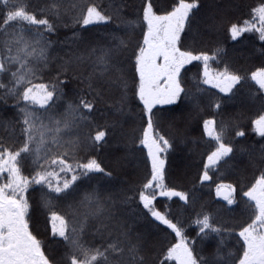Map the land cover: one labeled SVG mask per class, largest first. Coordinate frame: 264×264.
<instances>
[{
    "label": "snow or ice",
    "instance_id": "6c2138e0",
    "mask_svg": "<svg viewBox=\"0 0 264 264\" xmlns=\"http://www.w3.org/2000/svg\"><path fill=\"white\" fill-rule=\"evenodd\" d=\"M224 2L198 18L202 0H140L136 21L121 19L119 4H74L79 13L73 20L81 30L113 19L128 27L140 23L142 39L132 45L129 80L121 61L127 50L123 40L90 41L74 31L58 48L49 39L63 19L59 0L39 6L0 0V264H157L160 254L174 264H264V146L238 147L234 139L245 132L228 135L240 127L238 117L218 119L226 101L250 78L261 93L260 111L251 125L264 137V67L251 71L250 77L227 65L212 70L210 61L226 55L224 49L217 48L211 56L197 49L218 27ZM248 15L242 23L227 25V33L235 41L255 31L264 41V0ZM194 61L202 63V70L189 82L182 70ZM204 85L223 94L209 103L211 112L201 108ZM180 104L185 110L178 114L162 107ZM193 116L202 121L201 140L195 143L204 145L198 180L215 185L216 197L226 202L222 209L196 207L195 185L181 191L165 182V154ZM137 120L138 125L125 128ZM162 120L168 121L171 138L161 134ZM117 137L130 151L137 142L141 151L147 150L146 182L128 189L132 196H102L94 189L82 193L81 178H113L114 169L106 170L93 153ZM241 155L248 159L238 161ZM122 162V157H114L117 166ZM238 162L251 172L246 182L213 179ZM30 189L38 199H32ZM158 198H176L175 210L158 208ZM59 204L62 211L54 210ZM241 204L243 218L238 222L217 218L220 211L231 213ZM38 208L51 224L48 239L62 247L59 254L30 224ZM191 231L194 236L188 235ZM224 234L236 237L235 252L225 251L218 239Z\"/></svg>",
    "mask_w": 264,
    "mask_h": 264
},
{
    "label": "trees",
    "instance_id": "16d2710c",
    "mask_svg": "<svg viewBox=\"0 0 264 264\" xmlns=\"http://www.w3.org/2000/svg\"><path fill=\"white\" fill-rule=\"evenodd\" d=\"M28 3L33 6L43 5L45 3L51 4L53 0H27ZM85 2V0H59L60 11L63 13V19L60 24L57 25L56 31L49 36V39L56 42L59 48L60 42L70 40L73 37V32H76L77 37H84L86 40H108L110 43H116L119 40H123L127 45V50L124 51L121 61L123 70L128 74L130 80L132 74V64L129 59L132 54V45L136 44L138 40L142 39L141 25L139 22L134 23L131 27L121 24L118 19H113L108 24H97L86 26L81 30L74 23L73 17L79 13V8H73V5H79ZM89 3H94L100 7L120 5V16L123 20L136 21L135 12L139 7L140 0H87ZM204 7L201 8L198 13V18L202 15H207L209 10L216 4H220L221 0H202ZM261 0H225L224 7L220 9V15L222 19L218 23V27L210 32L204 39L203 43L197 45L198 50H204L211 56L217 48H222L226 52V55L219 56L210 61V68L212 70H223L227 65L230 70L237 71L241 75L246 73L250 77L251 71H254L258 67H264V41L260 40L259 33L245 32L235 41L231 39L230 35L226 31V26L230 23H242L246 19H250L248 13L252 7H255ZM126 5V6H125ZM37 18H42L39 14ZM117 25H120L117 28ZM115 38V39H113ZM131 41V45L128 41ZM187 71L182 70L184 79L191 82L194 78L199 77L202 70L201 62H192L190 65H186ZM52 75H55L53 72ZM42 82V81H35ZM79 86V85H77ZM204 92L202 96L201 108L206 112H211L212 109L208 107L211 101L219 99L223 94H218V90L212 88L210 85H204ZM259 86L247 79L241 86L237 95L232 99L226 101L224 109H222L223 115L218 119H227L228 115H232L235 119L238 117V123L240 127L229 131V138L235 137V131L243 130L245 135L243 137H235L234 143L238 147L250 146L259 149L264 146V137H261L251 125V120L255 119L260 111V100L257 97L261 94L258 91ZM2 103V102H0ZM138 104V101L135 102ZM8 104H12L9 100ZM132 107V105H130ZM167 112L178 114L180 111L185 110V105L180 104L179 107L173 108L172 106H162ZM134 112H139L138 107H134ZM4 113H0L2 115ZM10 114V113H9ZM158 115H160L158 113ZM206 118V117H205ZM101 123L102 121H98ZM138 125V120L135 124L130 121L125 125V128H131ZM161 134H164L166 138H171L173 133L170 131L167 120H162L160 125ZM202 136V121L198 123V118L193 116L189 120L182 131V135L179 140L176 141L174 147L165 154L166 158V183L169 186H176L177 190L191 191L195 185V197L196 207L205 205L206 211H212L214 209H222L226 204L220 197L215 195V185L204 184L201 185L198 180V173L202 169L201 153L204 151L203 142L200 144L195 143L201 140ZM119 141V142H117ZM119 148V152H114V148ZM130 145L125 140H120L117 137L115 140H110L108 144H105L102 148L98 149L94 155L102 163V166L107 165L106 170H113V178L105 179L99 174L93 176L91 179L81 178L79 190L84 191L96 190L100 195L107 196L110 193L127 194L132 196V191L135 190L142 183L146 182L147 175L150 173V164L147 163V150L141 151L137 142L134 151L129 150ZM120 156L123 158L122 165L117 166L114 163V157ZM246 155H241L237 158L240 160H247ZM27 174V173H25ZM250 170L245 171V166L242 163H237L235 167L230 169H223L221 173L214 175L213 179L216 182H220L217 176H220L225 183L239 184L246 182V178L250 176ZM210 175L212 173L210 172ZM32 199H38V194L29 190ZM30 199V203L32 202ZM176 198L168 200L166 198H158L157 207L161 205L171 207L173 210L176 208L174 202ZM239 200V196H237ZM63 205L59 204L58 208L54 210L62 211ZM243 205L239 207L233 206V212L225 213L220 211L218 213V219L224 221H231L232 223L238 222L242 219ZM35 228V231L39 233L38 238L45 241V244L49 246L57 254L62 252L60 247L55 241L49 240L51 224L46 220V214L43 209L38 208L32 213V219L30 221ZM231 227V224L225 225ZM147 230V226H145ZM189 236H194L195 231L188 233ZM88 239H92L91 236ZM171 239V237H169ZM225 251L231 250L235 252L239 245L236 244V237L234 235L224 234L222 237ZM98 242V241H97ZM174 242V241H173ZM166 241H161V244ZM160 245H157V251ZM156 252L152 253V258H155ZM157 264H174L173 261L165 260L163 254H160Z\"/></svg>",
    "mask_w": 264,
    "mask_h": 264
}]
</instances>
